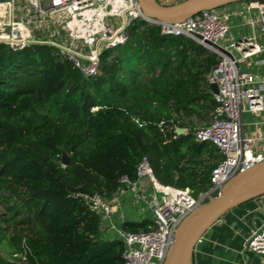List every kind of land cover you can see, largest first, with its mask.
<instances>
[{
  "label": "trees",
  "instance_id": "16d2710c",
  "mask_svg": "<svg viewBox=\"0 0 264 264\" xmlns=\"http://www.w3.org/2000/svg\"><path fill=\"white\" fill-rule=\"evenodd\" d=\"M128 31L91 77L51 45L0 42V264L25 251L21 264H123L124 240L105 237L101 215L74 194L111 198L143 157L161 183L208 190L222 154L195 131L213 117L207 75L218 56L143 19Z\"/></svg>",
  "mask_w": 264,
  "mask_h": 264
},
{
  "label": "built area",
  "instance_id": "2783aa9c",
  "mask_svg": "<svg viewBox=\"0 0 264 264\" xmlns=\"http://www.w3.org/2000/svg\"><path fill=\"white\" fill-rule=\"evenodd\" d=\"M165 4L173 0H159ZM0 38L13 50L29 44H47L71 61L86 77L99 73L100 55L125 44L129 27L143 19L149 23L138 0H0ZM255 12L247 18L251 33L234 37L230 19L233 13L216 8L202 10L181 22L154 23L169 37H188L218 56V63L207 75L208 83H217L213 93L216 105L209 124L196 129L197 142H211L222 160L211 172L208 190L198 197L188 189L161 183L146 157L137 166L136 179L123 175L121 187L139 194L148 182L147 200L152 210V224L140 232L118 230L124 240L123 264H165L182 220L201 202L218 194L223 185L240 171L264 160V77L242 65L264 52V2H254ZM246 113L254 115L246 121ZM161 130L167 126L162 120ZM246 125L255 129L247 133ZM176 130V129H175ZM187 129L184 128V133ZM82 196L90 208L101 215L102 223L114 212V199L100 194ZM245 247L264 258V222L247 237ZM9 259L21 264L25 252Z\"/></svg>",
  "mask_w": 264,
  "mask_h": 264
},
{
  "label": "crops",
  "instance_id": "0c3cea01",
  "mask_svg": "<svg viewBox=\"0 0 264 264\" xmlns=\"http://www.w3.org/2000/svg\"><path fill=\"white\" fill-rule=\"evenodd\" d=\"M222 9L233 13L230 24L234 37L240 39L251 33L247 18L255 12L254 1H239L223 6ZM242 67L264 77V52L248 59ZM244 118L250 122L254 119V115L246 113ZM254 129L253 126L245 127L247 133ZM144 184L145 191L139 194L124 188L119 189L109 198L114 199L115 204L111 219L102 223L105 237H118V230L122 229L125 221H143L153 218L146 199L148 182ZM263 222L264 196L230 210L198 242L194 252V264H264V258L261 255L245 247L247 237Z\"/></svg>",
  "mask_w": 264,
  "mask_h": 264
},
{
  "label": "water",
  "instance_id": "95a60500",
  "mask_svg": "<svg viewBox=\"0 0 264 264\" xmlns=\"http://www.w3.org/2000/svg\"><path fill=\"white\" fill-rule=\"evenodd\" d=\"M138 1L149 21L175 23L202 10L252 0H181L171 4L159 0ZM0 42L9 43L2 38ZM210 88L212 93L219 92L217 83H212ZM176 131L184 133V128L178 127ZM62 161L64 165L70 161L66 152L63 153ZM260 196H264V160L237 173L223 185L218 194L201 202L182 220L177 228L175 241L167 253L165 264H194L195 248L205 233L227 212Z\"/></svg>",
  "mask_w": 264,
  "mask_h": 264
},
{
  "label": "bare ground",
  "instance_id": "6f19581e",
  "mask_svg": "<svg viewBox=\"0 0 264 264\" xmlns=\"http://www.w3.org/2000/svg\"><path fill=\"white\" fill-rule=\"evenodd\" d=\"M5 13H6V9L0 8V15L5 14Z\"/></svg>",
  "mask_w": 264,
  "mask_h": 264
},
{
  "label": "rangeland",
  "instance_id": "374dc122",
  "mask_svg": "<svg viewBox=\"0 0 264 264\" xmlns=\"http://www.w3.org/2000/svg\"><path fill=\"white\" fill-rule=\"evenodd\" d=\"M179 1H181V0H176V1H173V3H175V2H179ZM207 200V199H206Z\"/></svg>",
  "mask_w": 264,
  "mask_h": 264
}]
</instances>
